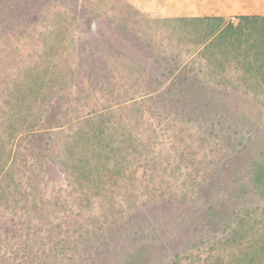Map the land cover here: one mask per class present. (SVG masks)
Returning a JSON list of instances; mask_svg holds the SVG:
<instances>
[{
    "label": "rangeland",
    "instance_id": "1",
    "mask_svg": "<svg viewBox=\"0 0 264 264\" xmlns=\"http://www.w3.org/2000/svg\"><path fill=\"white\" fill-rule=\"evenodd\" d=\"M196 20L0 0V264H205L264 244V86ZM94 128L112 167L77 160Z\"/></svg>",
    "mask_w": 264,
    "mask_h": 264
},
{
    "label": "trees",
    "instance_id": "2",
    "mask_svg": "<svg viewBox=\"0 0 264 264\" xmlns=\"http://www.w3.org/2000/svg\"><path fill=\"white\" fill-rule=\"evenodd\" d=\"M196 21H215L217 23V32L214 39L217 41L215 43L218 45L221 54L228 48L231 50L229 54H235L234 58L241 57V60L238 59L237 61L240 63L245 61L246 65L249 64L250 67H253V74L258 76L257 79L261 80L260 82L264 86V16H238L227 20V22L223 18H202ZM244 42L246 46L244 51H242ZM90 134V137L100 138L99 143L94 145V141L89 137L86 138L84 134H79L81 136L79 139L82 140H76V142H80V150L77 152L80 155L79 159L77 158L78 162L85 160L89 165L87 157L92 153L94 161L91 162V168L97 165V169L103 170L105 166L103 167L102 165L105 161L107 162V166L109 164L112 167V160L108 163L109 159L105 158V154L103 153L105 149L106 151L109 150V152L115 153L112 149V143L108 139H105V130L94 128L90 130ZM70 150L72 153L74 152V149L71 148ZM101 154L102 158L97 161V158ZM81 168L86 167L83 165ZM91 168L86 169L88 171ZM242 240V236L236 235V237L227 239V242L228 244L233 243V247L236 248L239 247L237 245ZM255 245L246 254L238 256L236 259L225 262L218 258L213 261L206 260L205 264H264V244L263 242H259L255 243Z\"/></svg>",
    "mask_w": 264,
    "mask_h": 264
},
{
    "label": "crops",
    "instance_id": "3",
    "mask_svg": "<svg viewBox=\"0 0 264 264\" xmlns=\"http://www.w3.org/2000/svg\"><path fill=\"white\" fill-rule=\"evenodd\" d=\"M144 15L156 18L202 19L264 16V0H127Z\"/></svg>",
    "mask_w": 264,
    "mask_h": 264
}]
</instances>
